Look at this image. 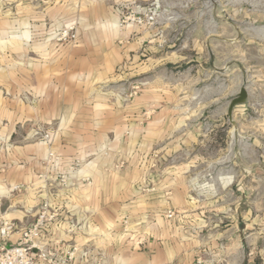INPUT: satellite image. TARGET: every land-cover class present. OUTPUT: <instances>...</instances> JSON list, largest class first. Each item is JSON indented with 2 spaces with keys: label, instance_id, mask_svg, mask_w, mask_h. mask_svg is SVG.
Masks as SVG:
<instances>
[{
  "label": "crops",
  "instance_id": "crops-1",
  "mask_svg": "<svg viewBox=\"0 0 264 264\" xmlns=\"http://www.w3.org/2000/svg\"><path fill=\"white\" fill-rule=\"evenodd\" d=\"M88 15L77 16L79 41L59 47L40 41L45 30L27 47L41 14L0 21L5 36L14 31L0 45V214L22 230L49 200L60 217L42 242L60 256L76 245L71 264H254L248 166L240 178L230 160L218 176L199 168L169 94L119 88L139 41L117 36L133 28L120 31L107 11Z\"/></svg>",
  "mask_w": 264,
  "mask_h": 264
},
{
  "label": "rangeland",
  "instance_id": "rangeland-1",
  "mask_svg": "<svg viewBox=\"0 0 264 264\" xmlns=\"http://www.w3.org/2000/svg\"><path fill=\"white\" fill-rule=\"evenodd\" d=\"M28 10L46 20L28 27L27 47L41 30L40 41L75 44L82 13L107 11L120 31L133 28L129 40L117 36L121 45L139 41L136 59L122 63L120 90L167 92L192 136L183 149L200 154L204 172L218 176L230 160L240 178L248 166L253 262L264 264V0H0V21L23 19ZM58 17L73 19H50ZM13 32L0 28V45ZM243 86L248 100L230 118L229 103Z\"/></svg>",
  "mask_w": 264,
  "mask_h": 264
},
{
  "label": "built area",
  "instance_id": "built-area-1",
  "mask_svg": "<svg viewBox=\"0 0 264 264\" xmlns=\"http://www.w3.org/2000/svg\"><path fill=\"white\" fill-rule=\"evenodd\" d=\"M43 137L50 141L52 132L46 130ZM46 162L50 168L57 165L53 152H49ZM44 177H47L46 173L40 175V178ZM56 177L64 184L69 180V174L63 172L58 173ZM36 215L37 217L28 227L19 230L11 218L0 214V264H38L39 261L49 264H71L75 259L79 252L76 245H72L63 256H60L57 250L42 242L46 230L58 221L59 208L52 205L49 200H45ZM15 234H18V239L10 243L9 240ZM97 264L102 263L98 261Z\"/></svg>",
  "mask_w": 264,
  "mask_h": 264
},
{
  "label": "water",
  "instance_id": "water-1",
  "mask_svg": "<svg viewBox=\"0 0 264 264\" xmlns=\"http://www.w3.org/2000/svg\"><path fill=\"white\" fill-rule=\"evenodd\" d=\"M249 92L246 86L241 87L240 91L235 95V97L230 101L228 113L231 118L233 110L238 104H245L248 100Z\"/></svg>",
  "mask_w": 264,
  "mask_h": 264
}]
</instances>
